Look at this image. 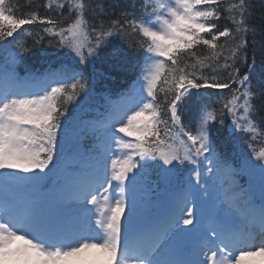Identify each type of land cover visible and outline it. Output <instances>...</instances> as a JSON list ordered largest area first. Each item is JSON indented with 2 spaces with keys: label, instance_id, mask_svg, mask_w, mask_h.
I'll list each match as a JSON object with an SVG mask.
<instances>
[{
  "label": "snow or ice",
  "instance_id": "6c2138e0",
  "mask_svg": "<svg viewBox=\"0 0 264 264\" xmlns=\"http://www.w3.org/2000/svg\"><path fill=\"white\" fill-rule=\"evenodd\" d=\"M20 7L0 0V264H264V80L254 85L247 63L250 0H133L115 18L93 0H45L44 15ZM45 37L64 58L21 77ZM113 37L144 53L140 75L74 128L69 105L90 94L87 67ZM193 97L194 128L182 119ZM225 117L247 148L239 168L214 143ZM153 172L179 192L165 216L138 222L136 189ZM210 188L218 195L197 209Z\"/></svg>",
  "mask_w": 264,
  "mask_h": 264
},
{
  "label": "trees",
  "instance_id": "16d2710c",
  "mask_svg": "<svg viewBox=\"0 0 264 264\" xmlns=\"http://www.w3.org/2000/svg\"><path fill=\"white\" fill-rule=\"evenodd\" d=\"M20 4V12H26L36 9L39 5V11L41 15L46 14V10L43 7L45 0H33L32 4H28V0H18ZM133 0H93V5L96 3H103L106 9H111L112 17H118L121 10L127 9ZM139 4V0H136ZM250 27H254L257 30L255 36V46L252 44L253 37L251 34L248 36V48H247V63L251 64L253 57L256 62L255 77L253 78V84L256 85L259 81L264 80V0H250ZM55 15V13H48ZM64 14L67 15V9L64 10ZM105 21L109 17H104ZM220 28L224 26L233 27V25L221 18L217 21ZM28 27V26H26ZM49 37H45L43 44L33 47L32 51L25 54L24 60L17 66V72L20 76L24 77L29 74L40 75L44 73L49 66H59V54L60 59H63V53L66 49H56L48 47ZM31 45V39L28 40ZM3 46L0 45V49ZM3 53L0 52V58ZM144 53L142 51L136 52L128 47V44L119 37H113L110 45L107 48L101 50L98 57L95 58L94 63L87 67L85 72L86 77L93 80L94 87L90 94L87 96L81 95V97L73 104L69 105L68 119L71 121L73 127L80 126V120L84 113L88 118H95L100 115H104L108 108V103L112 98L119 97L122 93L126 92L130 87L132 81L139 75L141 66L143 63ZM247 70V65L241 63L240 72L243 74ZM264 87V83L259 85ZM203 91V90H201ZM226 91V90H225ZM196 97H193V103L189 104L183 112L182 119L186 125L195 127L196 114L199 108V103L196 102ZM259 109V117H264V95L258 97L255 101ZM219 108V105L216 106ZM87 112L92 115H88ZM190 122H192L190 124ZM213 139L217 151L223 154L233 165L237 168L243 162L244 154L247 153V148L243 145L242 141L237 142L230 135V118L225 117V123L223 126L215 125L213 128ZM71 141L68 147H71ZM181 173L184 174L183 170ZM239 183L246 184L248 176L240 175L238 177ZM146 185H157L160 189H166L162 201L166 204L169 199V193L178 189L175 184H168L163 181L157 182V173L153 172L151 180L142 183ZM149 212L148 209L142 212V215H146ZM135 218H137L135 216Z\"/></svg>",
  "mask_w": 264,
  "mask_h": 264
},
{
  "label": "rangeland",
  "instance_id": "374dc122",
  "mask_svg": "<svg viewBox=\"0 0 264 264\" xmlns=\"http://www.w3.org/2000/svg\"><path fill=\"white\" fill-rule=\"evenodd\" d=\"M142 198L143 197H139L137 200H136V208H135V213L136 212H140L142 210V207H143V204H142ZM175 198V197H174ZM213 198V195H209L208 196V199L211 200ZM174 200V199H173ZM197 202H198V199H196V207H197ZM165 216V215H164Z\"/></svg>",
  "mask_w": 264,
  "mask_h": 264
}]
</instances>
